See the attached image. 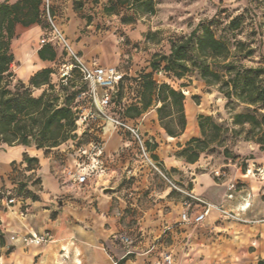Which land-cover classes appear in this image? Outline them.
<instances>
[{"label": "crops", "instance_id": "obj_1", "mask_svg": "<svg viewBox=\"0 0 264 264\" xmlns=\"http://www.w3.org/2000/svg\"><path fill=\"white\" fill-rule=\"evenodd\" d=\"M4 1L16 0H0ZM53 3L58 10L56 21L84 59L116 66L132 77L151 70L148 62L146 66L134 64L129 70L122 68L129 57L128 46L122 41L126 38L134 43L142 38L145 32L143 23L120 22L114 32L101 36L97 26L106 19H97L90 10L89 15L94 18L88 21L83 10L74 9L73 0H53ZM41 31L39 24L30 27L19 25V40L15 38L13 47L21 41L22 48L28 52L31 50L30 41L40 38ZM38 50L31 51L32 56L24 62L22 49L17 53L21 62L20 77L24 82H28L32 75L46 68L50 62L42 60ZM133 59L137 61V57ZM51 76L58 92L60 73L57 79L53 78L54 73ZM75 76L81 81L78 74ZM154 76L156 78L157 74ZM81 83L88 89L80 90L78 95L83 92V98L78 99L77 95L76 100L86 112L89 109V97L86 95L89 84ZM98 92L102 95L104 90L99 87ZM184 92L187 110L189 92ZM124 94V106L133 102L140 106L139 98L128 101L127 92ZM60 99L62 104L61 95ZM158 106H150L140 116L129 119L130 122L138 125L146 138L158 143L154 153L164 162L166 170L172 175L189 176L191 193L208 202L239 211L243 221L223 219L217 210H212L201 223L184 222V212L194 214L201 210V206L192 202L189 208L183 199L168 198L172 193L169 188L164 192L165 201L158 207L146 209L137 225H133L130 223L132 217L125 214V202L115 191L116 184L111 182L118 171L119 161L91 177L84 190L63 184L59 179L60 170L63 166L71 168L78 163L81 148L89 149L92 142L101 140L104 153L112 155L125 145L123 134L111 123L90 119L83 128L76 125L72 132L76 135L74 138L49 148L48 153L45 148H37L34 144L0 145V187L19 186L12 179L14 162L18 163L20 170L36 173L40 178L37 183L29 181L26 185L28 192L21 197L24 207L16 204L0 209V229L6 237V245L1 248L0 264H115V261H119V264H164V251L172 253V264H258L259 260H264V179L255 174H246L239 163L228 162L226 169L203 171L199 170L200 162L188 163L178 157L174 148L186 133L190 120L211 110L201 103L198 109L191 112V116L186 111V130L180 136L173 137L160 124ZM78 107L75 108L76 114ZM82 139L85 143H79ZM25 154L38 158L39 168L29 169L24 161ZM252 162L264 164V154L253 158ZM219 169L223 172L222 176L215 174ZM233 181L237 183V189L234 198L229 199L228 187ZM109 188L111 190L105 192ZM40 235H48L49 239L41 244L23 241L25 237ZM12 237L18 240H12ZM125 237L130 239L129 243L123 241Z\"/></svg>", "mask_w": 264, "mask_h": 264}, {"label": "trees", "instance_id": "obj_2", "mask_svg": "<svg viewBox=\"0 0 264 264\" xmlns=\"http://www.w3.org/2000/svg\"><path fill=\"white\" fill-rule=\"evenodd\" d=\"M89 2L98 4L100 0H73V7L76 11H81ZM126 5L133 9L136 16L124 17L122 20L124 24L137 21L138 16L156 12L155 0H109V4H105L104 8L110 14L118 7ZM48 9L50 15L56 17L58 10L53 0H49ZM85 17L88 21L93 20L92 15L85 14ZM33 24H39L41 27L45 24L52 32L47 17L46 0L0 2V144L13 142L34 144L48 152L49 148L76 136L72 134L77 119L72 102L79 92H75L72 97L68 96L60 104V95L51 79L54 71L48 67L32 75L28 84L21 79L14 84L15 73L12 65L16 58L12 50V41L18 36L19 25L30 27ZM241 26V17L233 18L229 23L231 31L239 30ZM170 44L169 53L154 54L149 72H142L138 77L124 74L113 101L115 105L121 104L119 98H122L124 82L126 77H130L129 80L139 87L140 106L135 102L125 106L124 113L119 114V117L124 120L134 119L150 106L159 105L157 112L163 129L169 136H180L187 127L184 92L186 85L176 88L167 81H158L154 75L162 72L169 78L181 80L196 72L207 85L218 86L219 91L227 99V107L233 109L232 106L235 104L245 105L246 110L233 114L232 123L246 132V140H253L260 145L261 150H264V66H246L241 60L242 57L250 56L253 50H248L246 56H242L241 48L245 45L243 41H238L233 50L226 40L216 35L210 23L202 22L188 36L171 40ZM38 55L44 61H54L58 57V52L54 44L46 42L38 50ZM61 55L65 58L63 54ZM75 74H78L76 70L73 72V75ZM41 86H46V89L40 96L34 97L29 93L30 87ZM65 86L61 84L60 90ZM200 120L202 137L190 138L177 153L178 157L188 163L197 162L201 153L214 149L223 130L222 126L208 116H200ZM119 132L123 134L125 145L118 153L106 155L102 151L86 159L85 167L89 174H97L114 165L120 160L124 148L130 142L138 150L137 143L127 132L122 129H119ZM151 141L155 140L147 138V146L151 157L157 161L158 156L154 151L158 143ZM250 159L252 157L244 158L237 163L245 170ZM24 161L27 162L29 169L33 168L32 164L39 163L38 158L26 154ZM0 198H3V195H0ZM5 245L6 237L1 231L0 257L1 248ZM258 264H264V260H259Z\"/></svg>", "mask_w": 264, "mask_h": 264}, {"label": "rangeland", "instance_id": "obj_3", "mask_svg": "<svg viewBox=\"0 0 264 264\" xmlns=\"http://www.w3.org/2000/svg\"><path fill=\"white\" fill-rule=\"evenodd\" d=\"M155 2L156 12L154 14L138 16L137 21L131 22L136 23V25L143 23L145 25V32L142 34V38L134 43H131L126 38L123 39L122 44L128 46L126 50L129 53V57L126 58V62L123 63L122 68L129 70L134 64H137V66H146L145 63L147 62L149 63L147 66H149L155 53H169L171 40H178L183 36H188L201 22L210 23L216 35L226 40L233 50H235L238 41H243L245 45L241 48L240 54L242 56L247 54L248 50L252 49L253 53L250 56L245 55L246 57H242L241 60L244 65L255 67L264 66V0H155ZM92 4V2H89L85 5L83 13L89 15V11L92 10V13L97 19H106L102 23L99 22L97 26L98 34L101 36H106L114 32L117 23H122L124 17L136 16L133 9L127 5L118 7L113 13H107L104 6L105 4H109V0H100L98 4H93L94 6ZM237 17H241L242 26L239 30L231 31L229 29V23L233 18ZM92 18H94L93 15ZM56 20L57 18L55 19L56 26L68 40L64 30ZM52 37L50 27L43 24L40 38L30 41L31 50L28 52H25V49L22 48L23 44L21 41L15 47H13L15 39L12 41V50L16 58L15 63L12 65L15 73V78L13 79L14 84L17 80L21 79V68L19 67L21 62L17 58V53L22 49V60L24 62L25 59L32 56L31 51L35 52L42 47L40 42L42 38L50 39ZM16 39L19 40V36ZM53 44L56 46L58 57L54 61L48 62L47 67L53 69L55 75L53 78L57 79L61 66L65 62V58L61 54L65 56L66 52L62 44H57L55 41ZM133 57H137V61H134ZM129 78L126 77L122 98H119L121 104L112 106L110 108L111 113L117 115L124 113L125 106L122 102L123 95H126L124 92H127L126 97L128 101L140 97L138 85L129 80ZM156 79L160 82L167 81L176 88L186 85L184 90L189 92L186 111L189 116H191L192 111L198 109V105L201 103H203L204 108L211 110L208 113L204 111L190 120L186 133L180 138V143L176 144L174 148L176 155L190 138L202 137L200 116L210 117L212 121L222 126L223 130L220 133L221 137H219V143L216 147L201 153L198 160L201 164L199 170L212 171L214 168L226 169L225 164L228 162L235 161L237 163L247 157H252L249 162L253 163V158L264 154V150H261L258 143L253 140H246V132L240 126H235L232 123L233 114L246 110L245 105L235 104L232 106L233 109L227 107V99L219 91L218 86L207 85L196 72L191 73L181 80L169 78L163 73L157 74ZM45 88V86L39 88L30 87L29 93L37 97ZM87 89V86L82 84L79 78L75 76L69 80L63 90L58 91V94L62 96V101H65L68 96L72 97L75 92ZM79 105V102L75 98L72 102L73 109L75 110ZM206 125H208V122ZM235 131L241 132L236 133ZM15 143L17 142L11 144ZM79 143L85 142L82 139ZM2 144L11 145L9 143ZM152 160L153 162L156 161L153 157ZM157 161L156 166L165 176L147 162L131 142L124 148L122 156L120 157L117 167L118 171L115 173V177L111 182L112 184H116L115 191L118 192L119 197L125 202V214L132 217L130 223L133 225H137L146 209L158 207L159 204L165 201L164 192L166 189L170 188L172 192L168 196L170 199H183L185 201L188 199L187 193L190 192L189 188L191 184L189 176L172 175L170 171L165 169L163 161L160 159ZM17 165V162L12 164V179L19 186L16 188L7 187L6 189L4 185L2 190H4L6 197L21 198L25 195V192H28L26 185L29 181L33 183L40 181L36 173H25ZM32 165L34 169L40 166L39 163ZM256 165L263 168L264 164L260 165L256 163ZM257 177L260 176L257 175ZM6 207L5 202L0 198V209H5ZM166 209L168 208L166 207Z\"/></svg>", "mask_w": 264, "mask_h": 264}, {"label": "built area", "instance_id": "obj_4", "mask_svg": "<svg viewBox=\"0 0 264 264\" xmlns=\"http://www.w3.org/2000/svg\"><path fill=\"white\" fill-rule=\"evenodd\" d=\"M47 8V17L52 27L53 37L50 39L42 38L40 40L41 45L46 42L55 41L57 44H62L63 49L66 52L65 62L62 64L60 69V83L62 85H67L69 80L73 77L74 70L77 71L81 81H84L89 84V90L87 96L89 97V106L83 111V106L78 107L77 119L75 120L78 128H83L86 125L87 121L102 119L104 122L111 123L115 128L122 129L127 132L130 137L137 143L138 151L141 156L145 158L155 169L161 170L156 166V161L153 162L151 157V152L147 146V138L141 131V129L135 123L130 122L129 119H122L119 115L111 113L108 109L114 105L113 98L116 95L118 84L123 80L124 73L116 66H106L97 63L96 61H88L83 58L80 51L73 49L71 43L63 35V33L56 26L55 19L49 13V0H46ZM156 74H162L158 72ZM104 90L103 94L100 95L98 88ZM83 98V92L78 95V99ZM103 141L98 140L90 144V148H81L80 149V158L78 163L73 167L63 166L59 173V179L63 184H70L71 187L84 190L89 184V179L96 174H89L85 167L86 159L91 156L100 154L103 151ZM244 172L248 175L255 174L259 175L264 179V169L260 166H257L256 163H250L247 161L246 168ZM162 173V172H161ZM163 174V173H162ZM217 176H222V170L215 171ZM164 175V174H163ZM165 176V175H164ZM237 189V183L231 182L229 184L227 198H234V192ZM0 195H3L2 200L5 202L8 208L16 204H20L21 207H24L23 200L21 198L15 197H6L4 190L0 187ZM188 199L185 201V205L189 208L192 207V202H195L201 206L200 211H196L194 214H191L189 211H186L182 214V220L184 222H193L201 223L205 218L210 214L212 210H217L221 217L226 220L234 221H243L239 211L231 210L226 208L222 204H214L206 201L205 199L196 196L195 194L189 192L187 193ZM49 239L48 235L40 236H28L23 239L25 243L31 244H41ZM12 240H18V238L12 237ZM123 241L126 243L130 242L128 237L123 238ZM10 249V246H8ZM162 258L164 264H172V253L169 251L162 252ZM115 264H119V261H115Z\"/></svg>", "mask_w": 264, "mask_h": 264}, {"label": "water", "instance_id": "obj_5", "mask_svg": "<svg viewBox=\"0 0 264 264\" xmlns=\"http://www.w3.org/2000/svg\"><path fill=\"white\" fill-rule=\"evenodd\" d=\"M111 190V188H109L108 190H106L105 192H107V191H110Z\"/></svg>", "mask_w": 264, "mask_h": 264}]
</instances>
